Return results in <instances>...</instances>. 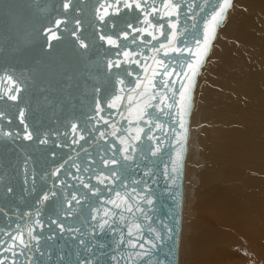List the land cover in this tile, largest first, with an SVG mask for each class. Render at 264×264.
<instances>
[{"label":"snow or ice","instance_id":"snow-or-ice-1","mask_svg":"<svg viewBox=\"0 0 264 264\" xmlns=\"http://www.w3.org/2000/svg\"><path fill=\"white\" fill-rule=\"evenodd\" d=\"M83 2L60 0L63 16L43 35L49 50L65 33L84 54L103 47L106 73L115 82L104 104L97 86L86 119L70 121L64 131L34 132L26 122L27 106H20L23 82L11 74L0 77L7 81L0 101L14 102L23 126L13 131L0 123V140L68 150L40 177L47 185L42 191L26 157L24 191L37 193V199L34 208L16 211L14 226L0 228V264H174V226L155 215L159 175L152 158L165 145L174 151L171 170L165 165L163 174L175 185L195 79L233 0H95L89 36ZM121 13L132 19L118 23ZM0 121L10 125L12 116L0 109ZM50 156L56 159L57 152ZM0 184L5 197L15 195L3 177ZM49 203L54 210L45 216ZM0 213L12 219L2 207ZM58 239L64 244L56 245Z\"/></svg>","mask_w":264,"mask_h":264},{"label":"bare ground","instance_id":"bare-ground-1","mask_svg":"<svg viewBox=\"0 0 264 264\" xmlns=\"http://www.w3.org/2000/svg\"><path fill=\"white\" fill-rule=\"evenodd\" d=\"M187 199L179 264H264V0L233 1L199 78Z\"/></svg>","mask_w":264,"mask_h":264},{"label":"water","instance_id":"water-1","mask_svg":"<svg viewBox=\"0 0 264 264\" xmlns=\"http://www.w3.org/2000/svg\"><path fill=\"white\" fill-rule=\"evenodd\" d=\"M212 2L214 3L215 0ZM94 4L95 0H84L80 5L85 10V28L87 29L85 36H89L93 31L87 21L92 18ZM60 8V0H0V77L11 74L15 79L23 82V90L20 94L23 99L20 106H27L26 122L30 129L39 133L64 131L70 121L86 119L93 105L95 87L99 86L102 89L99 94L101 104H104V99L109 97L114 90V79L106 73L103 47H93L87 54H84L74 45L73 38L65 33L62 40L53 42L54 49H47L43 32L52 21L63 16ZM210 10L209 7L206 12ZM128 19L132 17H125L121 13L117 22L123 24ZM224 22L225 20L217 27L215 39L195 79L190 112L185 118L187 133L183 167L175 185L171 184V181L163 174L165 165H168L169 171L171 170L169 156L174 157V151L165 145L158 157L152 158L156 161L154 171L159 175L158 183L153 185L156 193L155 215L158 218L157 222L164 220L174 226L175 237L173 241H169L172 247L169 259L174 261V264H179L180 261L186 161L189 153L196 90L218 31ZM102 44L103 42H99V45ZM5 85L7 81H0V91H3ZM0 109L12 116L10 125L6 121H0V123H3L8 130L22 132L23 126L17 119L14 102L9 101L6 105L0 101ZM112 111L115 113V110ZM52 151L57 152L56 159L50 156ZM67 155V149H58L51 145L38 146L32 141L22 140L12 143L6 138L0 140V177H3V181L13 187L15 193L14 196L9 194L5 197L0 192V207L4 208L12 218L9 220L3 213H0V228H5L9 224L14 226V222H18L16 211L24 212L35 207L37 193L28 195L24 191L22 169L26 157H31L29 164L36 170L37 188L38 191H42L47 185L40 177ZM53 210V206L49 203L48 208L44 210L45 216ZM55 244L63 245L64 241L58 239ZM42 259L47 261V257Z\"/></svg>","mask_w":264,"mask_h":264},{"label":"rangeland","instance_id":"rangeland-1","mask_svg":"<svg viewBox=\"0 0 264 264\" xmlns=\"http://www.w3.org/2000/svg\"><path fill=\"white\" fill-rule=\"evenodd\" d=\"M185 206H186V218H187V220H191L192 214L194 212H196L198 208L195 204L190 207V202L188 199L185 202ZM184 217H185V215H184ZM184 227H185V218H183V232H184ZM183 232H182V241H181V251H182V244H183V238H184ZM181 251H180V261H181V258H183ZM243 262H245V261L239 259V262L237 264H242ZM182 263H183V260H182ZM247 263H252V260L249 259Z\"/></svg>","mask_w":264,"mask_h":264}]
</instances>
